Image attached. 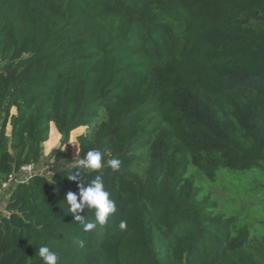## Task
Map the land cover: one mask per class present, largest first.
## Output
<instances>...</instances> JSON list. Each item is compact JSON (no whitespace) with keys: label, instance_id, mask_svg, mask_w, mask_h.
Wrapping results in <instances>:
<instances>
[{"label":"trees","instance_id":"trees-1","mask_svg":"<svg viewBox=\"0 0 264 264\" xmlns=\"http://www.w3.org/2000/svg\"><path fill=\"white\" fill-rule=\"evenodd\" d=\"M52 123L54 173L3 191L0 264H264V0H0V188ZM80 126L104 167L73 180ZM96 175L117 211L85 232L63 200Z\"/></svg>","mask_w":264,"mask_h":264},{"label":"clouds","instance_id":"clouds-1","mask_svg":"<svg viewBox=\"0 0 264 264\" xmlns=\"http://www.w3.org/2000/svg\"><path fill=\"white\" fill-rule=\"evenodd\" d=\"M71 142V140H70ZM104 153L99 150H89L83 158L76 160L77 174L73 175L72 170L67 174L70 179L76 180L79 172L91 173L101 170L104 167ZM108 166L112 171H118L121 168L122 161L119 158H112L108 162ZM79 194L69 191L66 193L63 201L66 202L65 211L74 216L83 231L87 232L96 227L97 224H105L109 217L116 213L117 206L114 200L110 198V192L106 190L104 181L100 175H96L94 179L88 182L84 187L85 176L79 177ZM85 209H93L95 213V222H89L87 217L81 214ZM127 222L122 220L119 228L124 230ZM38 255L42 259L43 264H58V254L52 251L48 246L41 245L38 248Z\"/></svg>","mask_w":264,"mask_h":264},{"label":"built area","instance_id":"built-area-1","mask_svg":"<svg viewBox=\"0 0 264 264\" xmlns=\"http://www.w3.org/2000/svg\"><path fill=\"white\" fill-rule=\"evenodd\" d=\"M54 166H55L54 161L46 162L42 164L40 167H37L36 163L34 162L25 163L21 167L20 176L11 175L7 180L3 181L2 187L0 188V192H3L4 190L8 189L12 183L27 181L30 178V176L36 173L50 176L54 173V169H53Z\"/></svg>","mask_w":264,"mask_h":264},{"label":"rangeland","instance_id":"rangeland-1","mask_svg":"<svg viewBox=\"0 0 264 264\" xmlns=\"http://www.w3.org/2000/svg\"><path fill=\"white\" fill-rule=\"evenodd\" d=\"M13 110H15V109H12V112H13ZM9 128V127H8ZM88 130V127L87 126H83V127H81L80 129H78V130H75V131H73L72 133H73V136H75L77 133H84V132H86ZM9 131V130H8ZM71 140V139H70ZM78 145V144H77ZM54 146V145H53ZM52 146V147H53ZM51 147V148H52ZM60 147V145L59 146H57V148L56 149H54V150H51V151H48V154H45L44 153V160H49L48 162H53L54 161V163L56 162V159H55V155L54 154H56V151H57V149ZM50 149V148H49ZM63 149H65L66 151H67V153H68V160H69V162H72V160H77L78 159V157H79V148H78V151H77V153H74V151H73V147H72V145H71V142H69L67 145H65L64 147H63ZM44 152V151H43ZM74 165H76V163H70V167L72 168ZM220 191L222 192V193H226V190L225 189H223V188H221L220 189ZM261 196V194H258L257 195V197H260ZM0 212H4V209L2 208L1 210H0Z\"/></svg>","mask_w":264,"mask_h":264},{"label":"crops","instance_id":"crops-1","mask_svg":"<svg viewBox=\"0 0 264 264\" xmlns=\"http://www.w3.org/2000/svg\"><path fill=\"white\" fill-rule=\"evenodd\" d=\"M14 109H15V108H14ZM15 111H16V110H13V113H14ZM81 127H83V126H80L79 128H77V129H75V130L80 129ZM8 130H9V132H11V126H9ZM52 131H54V132L56 133V135H57V140H56L54 146H53L52 148H50V149L48 148L47 142L44 143L43 147H44V153H45V154H48V151L54 150V149L57 148V146L60 145L61 134H60L59 131L57 130V127L55 126L54 123L51 124V131H50L49 139H50V137H51V133H52ZM73 131H74V130H73ZM80 134H82V133H77L75 136H73V133H71V138H70L71 140L74 138V140H75V141L77 142V144H78V148H79V143H78V139H77V137H78ZM49 139H48V140H49ZM43 164H44V163H43ZM7 197H8V196H7L5 193L0 192V210L3 208V209H4V212H5V205H6Z\"/></svg>","mask_w":264,"mask_h":264},{"label":"bare ground","instance_id":"bare-ground-1","mask_svg":"<svg viewBox=\"0 0 264 264\" xmlns=\"http://www.w3.org/2000/svg\"><path fill=\"white\" fill-rule=\"evenodd\" d=\"M79 128V127H78ZM77 129V128H76ZM75 131V130H74ZM73 132V131H72ZM56 140H57V135H56V133L54 132V131H52V133H51V137H50V139L47 141V145H48V148H51L54 144H55V142H56ZM71 145H72V147H73V151H74V153H77V151H78V145H77V142L74 140V138L71 140Z\"/></svg>","mask_w":264,"mask_h":264}]
</instances>
